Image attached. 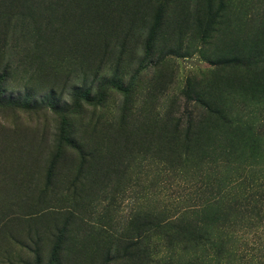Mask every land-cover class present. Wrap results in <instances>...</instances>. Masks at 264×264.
<instances>
[{
    "label": "rangeland",
    "instance_id": "1",
    "mask_svg": "<svg viewBox=\"0 0 264 264\" xmlns=\"http://www.w3.org/2000/svg\"><path fill=\"white\" fill-rule=\"evenodd\" d=\"M226 173L227 264H264V0H0V264H143L139 215Z\"/></svg>",
    "mask_w": 264,
    "mask_h": 264
},
{
    "label": "trees",
    "instance_id": "2",
    "mask_svg": "<svg viewBox=\"0 0 264 264\" xmlns=\"http://www.w3.org/2000/svg\"><path fill=\"white\" fill-rule=\"evenodd\" d=\"M150 43L151 39L148 46ZM199 105L206 115L221 121L225 119L222 110L214 109L210 104ZM236 185L235 178L227 173L216 177L212 200L203 203L195 212L186 209L180 218L177 216L164 223L153 214L139 215L131 244L135 251L133 258L143 264H182V261L186 264H227L231 257L228 247L233 238L230 230L236 225L237 212L248 203L255 204L252 199L257 195V191H235ZM193 214L195 218H192ZM191 233L195 245H191L188 253H182L180 241Z\"/></svg>",
    "mask_w": 264,
    "mask_h": 264
}]
</instances>
